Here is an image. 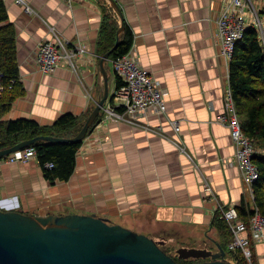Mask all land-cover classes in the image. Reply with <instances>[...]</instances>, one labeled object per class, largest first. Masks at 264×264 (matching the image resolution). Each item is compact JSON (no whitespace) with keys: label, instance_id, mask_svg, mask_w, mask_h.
I'll list each match as a JSON object with an SVG mask.
<instances>
[{"label":"crops","instance_id":"obj_1","mask_svg":"<svg viewBox=\"0 0 264 264\" xmlns=\"http://www.w3.org/2000/svg\"><path fill=\"white\" fill-rule=\"evenodd\" d=\"M3 1L6 23L14 28L23 89L3 119L24 118L46 126L67 113L82 118L104 92L100 59L82 58L76 72L61 66L40 73L34 53L40 42L52 38V27L97 54L104 15H111L119 27L121 23L109 0H73L70 5L23 0L33 14L15 0ZM116 2L132 32L131 54L168 91L166 112L149 109L140 126L105 119L102 112L82 141L67 181L50 184L36 158L26 163L1 159L0 205L30 215L94 213L176 247H216L219 234L210 225L216 207L250 205L233 162L229 130L216 122L229 82L215 24L223 0ZM104 67L105 106L112 104L116 75L111 61ZM171 120L178 121V132ZM204 181L214 199L206 195ZM251 248L256 264H264V237Z\"/></svg>","mask_w":264,"mask_h":264},{"label":"trees","instance_id":"obj_2","mask_svg":"<svg viewBox=\"0 0 264 264\" xmlns=\"http://www.w3.org/2000/svg\"><path fill=\"white\" fill-rule=\"evenodd\" d=\"M261 12L264 15V7ZM7 18L4 1L0 0V82L3 86V91L0 93V150L36 136L49 135L61 138L75 136L95 105L88 109L82 118L67 113L60 116L52 125L46 126L24 118L3 119L12 102L23 94L16 60L14 28L11 24L6 23ZM118 28L119 25L111 15H104L97 42L99 57L114 46ZM131 46L132 32L124 24V29L119 34V43L109 55L108 61L124 56L129 52ZM228 72L229 85L241 121L242 131L252 140L254 149L258 147L257 145L264 147V100L262 99L264 97V49L254 28H247L241 39L236 41ZM119 85L120 80L116 77L115 88H118ZM101 115L102 111L90 126L88 133L99 121ZM81 143H47L42 141L32 144L36 150V160L46 181L55 184L56 181L69 180L74 171L76 153ZM252 159L258 169V179L253 184L254 203L264 216V154L256 152ZM236 210L238 216L245 222L252 214V209L247 203H242ZM210 225L218 231L219 241L216 243L220 244L226 252V259L233 260L235 264H246L240 250L229 251L227 249L232 234L219 211L214 213ZM167 243L166 241L162 249L176 262L186 264L194 261L179 258L176 249L180 247L170 249L168 248L169 243ZM208 250L216 252L218 248H208ZM252 260L256 264L253 252Z\"/></svg>","mask_w":264,"mask_h":264},{"label":"built area","instance_id":"obj_3","mask_svg":"<svg viewBox=\"0 0 264 264\" xmlns=\"http://www.w3.org/2000/svg\"><path fill=\"white\" fill-rule=\"evenodd\" d=\"M15 1L23 4L22 0ZM62 1L70 5L73 0ZM24 7L27 14L34 13L26 4ZM215 24L220 54L228 64L236 41L241 39L247 28H254L259 35V40L264 38V23L252 0H223ZM50 33L52 38L40 42L34 53L35 67L40 73H52L61 66L76 72L79 70V62L82 58L95 59L97 57L92 49L79 40L69 41L52 27H50ZM111 66L120 80V85L113 93L112 104H106L102 108L105 119H117L140 126V118L149 109H153L157 114L166 112L167 89L161 87L155 77L139 65L135 56L131 54V49L124 56L111 60ZM2 91L3 86L0 82V93ZM216 122L225 125L229 130L234 147L233 162L238 168L245 191L253 202V184L258 179V169L252 159L256 150L252 140L242 131L229 82L224 91L223 112L216 118ZM170 123L174 131L178 132V121L171 120ZM35 158V147L30 145L7 155L5 160L9 163H26ZM48 166L51 167V165ZM203 188L206 195L214 199V193L208 182L204 181ZM216 209L220 211L221 217L227 222L232 234L227 249L229 251L240 250L246 264H254L251 244L264 237V216L255 204H253V212L247 222L239 218L237 210L232 206L218 205Z\"/></svg>","mask_w":264,"mask_h":264},{"label":"water","instance_id":"obj_4","mask_svg":"<svg viewBox=\"0 0 264 264\" xmlns=\"http://www.w3.org/2000/svg\"><path fill=\"white\" fill-rule=\"evenodd\" d=\"M121 19L114 46L100 57L104 92L79 132L69 138L36 136L0 150V159L38 143L82 142L108 99V79L104 63L119 43L124 29L122 12L116 0H109ZM166 241L137 233L120 224L109 223L92 214L65 213L30 215L21 209L0 206V264H182L167 254ZM206 248L180 247L179 258L194 260L186 264H232L226 252Z\"/></svg>","mask_w":264,"mask_h":264},{"label":"rangeland","instance_id":"obj_5","mask_svg":"<svg viewBox=\"0 0 264 264\" xmlns=\"http://www.w3.org/2000/svg\"><path fill=\"white\" fill-rule=\"evenodd\" d=\"M23 1V0H22ZM253 1V3H254V5H255V7L258 9V12H259V16H260V19L262 20V22L264 23V15L262 14V8L264 7V0H252ZM17 4H19V3H17ZM24 4H26L24 1H23V4L22 5H24ZM27 5V4H26ZM28 6V5H27ZM29 7V6H28ZM30 8V7H29ZM23 9H25V7H23ZM31 9V8H30ZM32 10V9H31ZM260 43H261V46H262V48L264 49V38H262L261 40H260ZM96 54V53H95ZM96 58H99L100 59V57H99V55L98 54H96ZM57 69V68H56ZM55 69V70H56ZM263 100H264V97L262 98ZM102 112H103V110H101ZM258 147H256V152L257 153H261V154H264V147L263 146H260V145H257ZM253 204H254V201L252 202L251 200H250V208L252 209V207H253ZM216 211H219V210H216ZM220 212V211H219ZM241 219V218H240ZM242 220V219H241ZM227 223V222H226ZM228 225V224H227ZM128 225H126V227H127ZM136 232V231H135ZM137 233H139V232H137ZM141 234H144V235H147V234H145V233H141ZM148 236V235H147ZM169 243V245H168V248H170V249H174V248H177L175 245H174V243H172V242H168ZM167 243V244H168ZM188 246V245H187ZM186 246V247H187ZM198 246V245H197ZM192 247H195V246H192ZM167 248V249H168ZM195 248H204V247H195ZM208 248H210V249H215V246L214 247H212V245L210 246V247H208ZM207 248V249H208ZM169 250V249H168ZM170 252H172L171 250H169ZM174 255V254H173ZM228 261L230 262V263H234V261L233 260H230V259H228ZM235 264V263H234Z\"/></svg>","mask_w":264,"mask_h":264},{"label":"bare ground","instance_id":"obj_6","mask_svg":"<svg viewBox=\"0 0 264 264\" xmlns=\"http://www.w3.org/2000/svg\"><path fill=\"white\" fill-rule=\"evenodd\" d=\"M130 49H131V48H130ZM5 202H6V201H5ZM0 204H3V203H2V202H0ZM254 204H255V203H254ZM252 212H253V211H252ZM228 227H229V226H228ZM229 229H230V228H229ZM252 244H253V242H252ZM252 244H251V245H252ZM251 251H252V248H251Z\"/></svg>","mask_w":264,"mask_h":264}]
</instances>
